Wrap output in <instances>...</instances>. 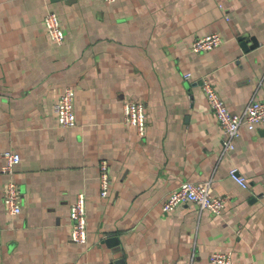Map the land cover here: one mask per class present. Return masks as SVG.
Wrapping results in <instances>:
<instances>
[{
	"label": "crops",
	"instance_id": "obj_1",
	"mask_svg": "<svg viewBox=\"0 0 264 264\" xmlns=\"http://www.w3.org/2000/svg\"><path fill=\"white\" fill-rule=\"evenodd\" d=\"M50 10L61 43L44 24ZM210 33L223 42L193 51ZM203 80L236 113L264 99V0H0V264H211L227 250L235 263L264 264V124L241 125L224 151ZM67 86L76 123L63 127L54 105ZM129 100L145 106L144 135L123 122ZM6 150L21 157L13 173L1 171ZM101 159L112 178L104 197ZM10 179L18 213L4 202ZM184 181H209L228 196L224 209L164 210ZM80 191L84 243L70 238Z\"/></svg>",
	"mask_w": 264,
	"mask_h": 264
},
{
	"label": "built area",
	"instance_id": "obj_2",
	"mask_svg": "<svg viewBox=\"0 0 264 264\" xmlns=\"http://www.w3.org/2000/svg\"><path fill=\"white\" fill-rule=\"evenodd\" d=\"M112 3L115 0H105ZM44 24L51 38L58 43L64 40V30L61 26L59 15L56 11L50 10L45 14ZM224 38L218 33H210L198 36L194 39L192 50L202 52L209 50L222 43ZM185 78L190 76L187 72ZM202 88L209 99L211 109L218 119L219 125L224 130L223 150L234 147V139L239 135L241 125L254 129L264 124V99L252 98L241 113L232 111L225 103L219 92L208 80H203ZM54 111L58 122L63 127H70L76 123L75 114V89L72 86L65 87L54 105ZM123 122L135 127L138 134L144 135L146 126L145 106L140 101L129 100L123 104ZM5 163L1 171L13 173L16 164L20 161V154L16 151L6 150L3 152ZM100 195L106 196L112 182L110 166L106 159L98 163ZM229 174L242 186L248 183L236 167L229 170ZM21 190L15 180H8L5 184L4 202L10 213H18L21 210ZM228 196H216L211 193L210 182L184 181L173 189L163 202L166 211L172 210L183 202L197 203L201 208L208 209L212 213H220L224 209ZM70 217V238L73 242L84 243L87 241V210L86 194L80 191L76 194L69 207ZM211 264H254L252 262L235 263L232 252L214 251L210 254Z\"/></svg>",
	"mask_w": 264,
	"mask_h": 264
},
{
	"label": "water",
	"instance_id": "obj_3",
	"mask_svg": "<svg viewBox=\"0 0 264 264\" xmlns=\"http://www.w3.org/2000/svg\"><path fill=\"white\" fill-rule=\"evenodd\" d=\"M256 43V42H255ZM112 264H125L123 258L116 259L112 262Z\"/></svg>",
	"mask_w": 264,
	"mask_h": 264
}]
</instances>
